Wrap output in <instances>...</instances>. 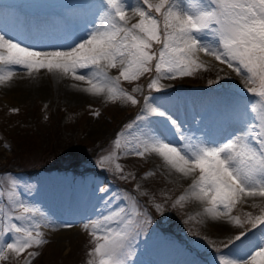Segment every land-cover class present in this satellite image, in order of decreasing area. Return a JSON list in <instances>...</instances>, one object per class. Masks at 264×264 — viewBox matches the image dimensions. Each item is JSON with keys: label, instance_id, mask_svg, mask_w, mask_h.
<instances>
[{"label": "snow or ice", "instance_id": "6c2138e0", "mask_svg": "<svg viewBox=\"0 0 264 264\" xmlns=\"http://www.w3.org/2000/svg\"><path fill=\"white\" fill-rule=\"evenodd\" d=\"M82 6L93 9L83 35L72 33L61 46L37 47L25 42L31 38L29 30L0 27V85L12 81L19 69L29 76L46 70L85 82L88 86L81 89L85 93L137 105L140 101L120 87L121 79L135 81L154 69L156 75L147 88L160 91V79L208 70L200 53L226 65L242 79L245 95L220 113L230 129L225 136L198 134L199 130L185 126L145 96L136 119L125 125L113 143L123 149V156L156 154L171 171L184 178L195 175L173 207L195 198L206 205L204 212L213 220L227 219L237 228L251 225L222 248L214 247L215 264H262L264 209L257 216L246 213L245 221L231 213L241 201L264 198V0H96ZM129 11L139 17L136 23L129 24ZM153 43L161 45L158 54L151 51ZM117 68L118 76L108 75L109 69ZM230 78L217 77L208 83ZM118 159L110 152L98 159L97 166L104 170L111 165L120 179H128ZM32 189L33 185L11 174L0 176V261L26 254L25 264H32L39 252L28 250L48 243L41 228L52 221L25 199ZM136 190L140 191V185ZM98 192V214L84 224L85 230L91 225L94 241L88 264H135L137 243L151 224L147 210H141L129 193L108 186L99 187ZM154 207L161 211L163 205Z\"/></svg>", "mask_w": 264, "mask_h": 264}, {"label": "rangeland", "instance_id": "374dc122", "mask_svg": "<svg viewBox=\"0 0 264 264\" xmlns=\"http://www.w3.org/2000/svg\"><path fill=\"white\" fill-rule=\"evenodd\" d=\"M95 2L0 0V19H4L3 14L12 16L6 20L19 18V21L41 14L38 19L45 18L44 22L50 23L51 17H67V20L71 17L70 12L91 18L93 9L82 5ZM130 13L129 24L136 23L139 17ZM72 24L73 31L78 32L79 24L75 20ZM160 47L153 43L151 51L158 54ZM199 57L208 70H198L188 77L160 79V91L147 88L150 79L156 75L154 69L135 81L121 79L120 87L140 101L137 105L120 100L110 102L105 95L77 99L74 92L87 87L85 82L46 70L29 76L19 69L13 78L26 84L40 80L41 87L34 92L0 85V176L11 174L33 185L31 194L25 199L40 207L52 221L51 226L41 228L48 243L39 249L28 250L39 252L32 264H88V253L94 248V241L89 234L91 225L85 230L84 224L98 214L101 195L98 188L101 186L133 195L141 210L146 209L151 218L146 235L137 243L136 255L132 258L135 264H215L214 247L222 248L233 235L251 227L244 223V228H237L223 218L213 220L204 212L206 205L195 198L186 199L183 206L173 207V202L185 194L195 175L184 178L171 171L161 158L155 160L152 153L143 158L123 156V149H116L113 143L125 125L136 119L145 96L153 98L155 105L167 108L185 126L199 130L198 134L218 139L225 136L230 129L227 118L220 113L225 105H234L245 95L244 84L226 65L203 53ZM118 74L119 68L108 70L109 76ZM225 76L231 78L212 85L208 83ZM134 88L138 91L133 92ZM96 112L99 115H95ZM123 142L122 137V145ZM110 152L119 156L117 162L123 166V174L128 179H120L119 174L111 170V165L106 164L104 170L97 166L98 159ZM75 158L78 161L75 162ZM60 159L67 165H57ZM149 172L154 175L146 176ZM137 185H140V191L136 190ZM141 191H147L149 195H142ZM155 203L163 205L161 211L156 210ZM262 209L264 206L246 199L236 205L231 215L245 221L246 213L257 216ZM63 220L74 228L64 236L54 226ZM221 222L227 226L222 228ZM25 257L26 254L18 260L11 257L0 264H25Z\"/></svg>", "mask_w": 264, "mask_h": 264}, {"label": "bare ground", "instance_id": "6f19581e", "mask_svg": "<svg viewBox=\"0 0 264 264\" xmlns=\"http://www.w3.org/2000/svg\"><path fill=\"white\" fill-rule=\"evenodd\" d=\"M70 15H71V17L68 18L67 20H66L67 17L65 19L64 18L55 19V18L51 17V18H49L50 23H45L44 22L45 18H42V20L38 19L39 17L42 16L41 14H37L36 17H33V18H29V17L23 18L21 21H19V18H17L18 20L17 19H11V20L7 19L6 20V18H8V16L9 17H12V16L10 14H3V16H1V17L4 19L3 20L0 19V27L10 29V28H8V26H10L11 28H15L17 31H21V30H25V29L29 30L31 32V38L30 39L25 38L26 43L34 44L37 47L51 48L52 46H61V45L65 44L68 40V37L72 33H76L77 35H83L82 29L84 28L86 20L89 19V17L88 18H86L84 16L78 17L76 15V12H70ZM73 20H75L77 22V24H79V31L78 32H75L72 29L73 28V24H72ZM22 22H27V23H26V25L22 26ZM3 86H6L7 88H12V89L14 88V86H16V87H18V89L19 88L20 89H26V90H31L32 92H34L35 90H37L38 88L41 87V82H40V80H37L33 83L30 81L29 83L26 84V83H23L22 81L15 79V80L7 82ZM70 94L72 95V93H70ZM74 96L77 99H90L93 97H97V95L85 93V92L80 91V90L77 92H74ZM152 155L154 156L155 160L160 158L156 154H152ZM161 165L164 166L163 164H161ZM248 201L254 202L255 204H257L259 206H264V198H260V197H256L254 199L248 198ZM64 224H66V222H64V220L60 221V222L58 221L57 223L54 224V226H56L57 228H59L61 230L62 236L66 235V233L72 232L74 229L73 227H63L62 225H64ZM231 224H232V222H231ZM224 225L225 224L223 222L220 223V226L222 228L224 227ZM226 226H227V224L225 225V227Z\"/></svg>", "mask_w": 264, "mask_h": 264}, {"label": "trees", "instance_id": "16d2710c", "mask_svg": "<svg viewBox=\"0 0 264 264\" xmlns=\"http://www.w3.org/2000/svg\"><path fill=\"white\" fill-rule=\"evenodd\" d=\"M75 162L78 161L77 158L74 159ZM57 165L61 166V167H64L66 166L67 164H65L61 159L58 161ZM76 170V169H75ZM79 172V171H78Z\"/></svg>", "mask_w": 264, "mask_h": 264}]
</instances>
